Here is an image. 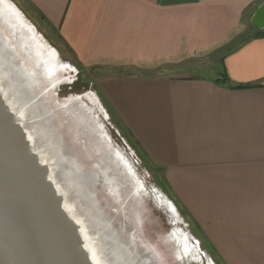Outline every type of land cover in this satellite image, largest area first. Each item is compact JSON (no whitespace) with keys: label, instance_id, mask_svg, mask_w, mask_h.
<instances>
[{"label":"crops","instance_id":"1","mask_svg":"<svg viewBox=\"0 0 264 264\" xmlns=\"http://www.w3.org/2000/svg\"><path fill=\"white\" fill-rule=\"evenodd\" d=\"M25 1L83 67L118 70L100 90L219 261L264 264V0Z\"/></svg>","mask_w":264,"mask_h":264},{"label":"rangeland","instance_id":"2","mask_svg":"<svg viewBox=\"0 0 264 264\" xmlns=\"http://www.w3.org/2000/svg\"><path fill=\"white\" fill-rule=\"evenodd\" d=\"M0 28L16 50L15 64H24L33 76L31 95L42 107L39 121L53 119L47 123L49 132L58 127L62 130L61 136L70 144L71 152L82 154L83 167L94 166L98 174L106 170L111 194L121 188V209L116 212L107 187L102 188L100 179L95 185L98 198L114 216L116 227L135 235L133 246L139 255L153 264H222L184 212L165 171L156 166L117 118L97 82L104 74L83 67L25 0H0ZM197 74L215 76V70L200 68ZM43 109L47 113L43 114ZM38 125L33 124L35 129ZM36 142L38 146L45 144L44 140ZM53 145L59 151L63 148V142L55 141ZM86 148L91 151L89 157L83 156ZM161 194L175 204L183 221L171 216ZM130 215L132 224L128 223ZM174 231L180 233V241L185 237L186 243L180 244Z\"/></svg>","mask_w":264,"mask_h":264},{"label":"water","instance_id":"3","mask_svg":"<svg viewBox=\"0 0 264 264\" xmlns=\"http://www.w3.org/2000/svg\"><path fill=\"white\" fill-rule=\"evenodd\" d=\"M252 22L259 28H264V1L257 7ZM0 53V264H113L115 257L107 248L108 240L110 244L115 241L107 239L99 231L97 219L91 214L95 207L91 211L84 205L85 197L95 199V187L90 182L92 179L88 180L86 173L85 176H76V180L81 176L82 183L86 186V189L82 186L84 190H80L77 182L74 185L71 183L74 175L73 172L69 173L71 171L64 163L61 151L57 157L53 150L52 160L46 161L48 157L40 156V151L32 147L33 143L30 146L26 135L30 127L24 119L36 99L33 94L29 95L26 98L28 103L24 106L18 104L19 109H15L17 102L7 92H14L22 78L17 74L19 80L15 83L11 79L12 75H5L12 69L8 61L7 65L1 62L5 53L1 43ZM56 53L58 55L57 51ZM6 57H9L8 54ZM5 76L9 83L4 81ZM42 112L47 113L44 109ZM10 128L15 134L7 139V130H11ZM59 138V141H63V152L72 154L66 139L62 136ZM73 162L76 163L74 160ZM53 164L60 171L56 175H62L58 180L51 170ZM92 178L98 180L94 175ZM65 191L68 196L64 195ZM70 193L77 198L72 210L68 209L67 204L73 200ZM95 204L100 214L106 218L102 204ZM166 208L171 216L177 218L167 206ZM109 228L112 234L111 225Z\"/></svg>","mask_w":264,"mask_h":264},{"label":"bare ground","instance_id":"4","mask_svg":"<svg viewBox=\"0 0 264 264\" xmlns=\"http://www.w3.org/2000/svg\"><path fill=\"white\" fill-rule=\"evenodd\" d=\"M0 43H1L2 47H3V52L5 51V53L8 54V56H9V57H6V54L4 53V59L2 58L1 62L5 63L7 65L6 61H8V64L10 65V69H12V70L8 69L11 72L10 73L6 72L5 75L7 74V77L8 76L10 77V75H12L11 79L15 83L19 80V79L17 80V78H18L17 74L21 75V78H22V79L19 80V84L17 85V88H16V90L14 92L13 91L7 92V94L9 93V97H12L11 99L17 102V104L15 103V106H14L15 109L17 110V109H19L18 108V104L19 105L21 104V106H24V104L27 102L26 98L29 95H31V92L33 91V86H34L33 76L28 71L27 67L24 64L23 65H16L15 64L16 50L15 49L13 50L12 45L9 42L8 38L6 37L5 34L3 35V32L1 30V28H0ZM0 55L2 57L1 53H0ZM7 77L6 76L4 77V81L9 83ZM6 78H7V81L5 80ZM6 96H8V95H6ZM40 104H41L40 101L34 100V103L31 104L32 106L29 107V113H28L26 119H24V120L27 121V124H28V127H30V130L26 131V129H27L26 128V129H24V133L26 131V135L29 138V140L31 141L30 142L28 140L30 146H31V143H33L32 147L34 149H37V150L40 151V156H43V157L46 156V157H48L46 161H49V160L51 161L52 157H53L51 155V153L53 152V150H55L57 152V153L55 152V154L58 155L57 157H59V155H60L59 148L54 146L53 142H55V141L57 143L58 142H63V141H59L60 140L59 136L62 135V130L58 127L59 129L58 128H54V129L51 130L52 132H49L47 123L52 122L53 119H51V120L49 119V121L48 120H45V121H41L40 120L39 121L38 115L40 114V112H39ZM18 114H20V113H18ZM33 124H34V126H35V124L36 125L39 124L38 125L39 127L37 129H35ZM56 125H58V124H56ZM10 129L11 130H7V136H6L7 139H9L12 135L15 134L14 130L12 128H10ZM64 132H65V130H64ZM51 134L54 135V136L52 135L53 141L49 140V138H50L49 135H51ZM40 140H44L43 143H45V144H42L41 146L40 145L38 146V144H36L37 143L36 141H40ZM75 140H77V139L75 138ZM63 148H61V151H64ZM84 150H82V152H84L83 156L85 154L86 155L88 154L89 156L92 155L91 151L88 150L87 148L84 149ZM78 152H74L76 154L72 153L75 158L73 157L72 154H69L68 151L65 152L66 155L61 153L62 157L64 159H67V160L63 159V161H64V163H66L67 166H69L68 169L71 171L69 173L71 174L73 172V175L75 177V178L72 177L71 183L75 184L77 182V184L81 188L80 190L83 191L84 189H82V186L85 187V189H86L85 183H82L83 180L81 179V176H80V178L77 179L79 181H77L76 180V176L79 177L80 174L85 176V173H86V176H87L88 180H89V178L92 179V180H90V182L95 187V185L97 183V180H93L92 176L94 175L95 179H100V181H102V183H101L102 188H104V186L107 187L106 190H107L108 196H110V198H111L110 202L114 203V205L116 207V212H119L120 209H121V199H120L121 188L117 189V193L111 194V189L112 188H109V185L111 184V181L109 179L110 176L109 177L105 176L106 175V170H105V172L103 174H98L97 170L95 169L94 166H84L83 167V163H84L83 162V157L81 156L82 154L79 155L80 152L79 153ZM58 159L60 160L61 158H58ZM73 160L76 161V163L73 162ZM91 167H93V168H91ZM68 169H66V172H68ZM90 169H92L93 171H91ZM51 170L54 171L53 174H55L57 180L59 178H62V175L60 176L59 173H57V175H56V172H58L59 169L56 168L55 165L52 166ZM66 172H64V173L66 174ZM64 175H63V178H65ZM53 178L55 179V177H53ZM62 184H63V182H62ZM57 189L59 191L58 187H57ZM65 190H66V187H65ZM67 191L69 193L68 189H67ZM67 191L64 192V195L68 196ZM71 191H72V189H71ZM97 193L98 192H97L96 188H94V195H95V199L96 200L95 199L93 200V198L91 199L90 198L91 196L85 197L84 198L85 199L84 200V205L88 206L91 211L93 209V206L95 207L96 210L93 209V213L91 212V214H93V216H92L93 218L97 219V227H98L99 231H101L107 239L115 241L114 244H110L109 240H108V245L109 246L107 248V250L108 249L111 250V252L113 253V257H115V261L113 262V264H153L152 262H147V260L145 261L143 256L141 257L139 255V253H138V250L135 248V246H133V242L135 240V235L132 234V233L128 234L127 231H126L127 230L126 228H125L126 230L122 229L123 230L122 231L121 229L116 227L115 222H114L115 221L114 220V216L112 215V213L110 214L107 211L106 206H102L103 204L99 200ZM69 196L73 200H70V202H67L68 209L72 210V208L74 207L73 204L76 202L77 198L73 197V195L71 193L69 194ZM159 197H161V200L171 210L172 214L173 215L174 214L177 215V218L175 217V220L183 219L181 217V215L179 214V212L177 210V207L175 206V204L171 200H169L167 197L163 196L162 194ZM95 203H101L102 204L101 208L105 211L104 215H105L106 218H104L103 214L101 215L100 212L97 210L98 207L96 208V206H95L96 204ZM130 216H128V223L132 224L134 222V220H133V216L132 215H130ZM110 225L112 227V231H111L112 234H110V230H109L110 229L109 228ZM124 227L125 226H123V228ZM108 234H110V235H108ZM175 234H176L175 237L177 238V240L179 241L180 244L183 245V243H186L185 237L182 236L183 239H182V241H180L179 238H178L179 237L178 235H180V233L175 232ZM130 238H131V242L129 241ZM181 254H182V252L180 253V255ZM113 257H110V258L113 260Z\"/></svg>","mask_w":264,"mask_h":264},{"label":"trees","instance_id":"5","mask_svg":"<svg viewBox=\"0 0 264 264\" xmlns=\"http://www.w3.org/2000/svg\"><path fill=\"white\" fill-rule=\"evenodd\" d=\"M40 19H41V21H43L44 22V19H43V17L41 16V15H38V14H36ZM264 33V30H260L258 33H257V35H261V34H263ZM89 69H91V71L92 70H97V71H99V72H102V74H113V73H115V72H118V70H116V69H110V68H106V67H101V66H93V67H89ZM130 134H132L131 132H129ZM157 166V165H156ZM159 169H161L162 171H163V169H162V167H160L159 166Z\"/></svg>","mask_w":264,"mask_h":264}]
</instances>
